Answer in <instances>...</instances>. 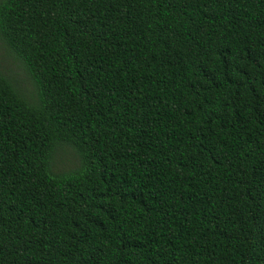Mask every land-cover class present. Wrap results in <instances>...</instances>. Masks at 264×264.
Masks as SVG:
<instances>
[{"label":"trees","instance_id":"1","mask_svg":"<svg viewBox=\"0 0 264 264\" xmlns=\"http://www.w3.org/2000/svg\"><path fill=\"white\" fill-rule=\"evenodd\" d=\"M0 35L36 86L0 66V264H264V0H0Z\"/></svg>","mask_w":264,"mask_h":264},{"label":"rangeland","instance_id":"2","mask_svg":"<svg viewBox=\"0 0 264 264\" xmlns=\"http://www.w3.org/2000/svg\"><path fill=\"white\" fill-rule=\"evenodd\" d=\"M0 66L16 79L20 87L26 93L35 92V83L27 71L23 61L9 49L0 35ZM79 165V156L75 149L68 145H63L58 149L55 157V166L59 172H65L75 169Z\"/></svg>","mask_w":264,"mask_h":264}]
</instances>
